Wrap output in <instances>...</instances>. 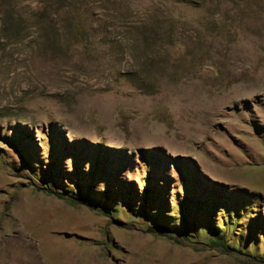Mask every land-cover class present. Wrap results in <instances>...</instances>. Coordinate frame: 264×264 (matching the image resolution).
Returning <instances> with one entry per match:
<instances>
[{"label":"rangeland","instance_id":"1","mask_svg":"<svg viewBox=\"0 0 264 264\" xmlns=\"http://www.w3.org/2000/svg\"><path fill=\"white\" fill-rule=\"evenodd\" d=\"M258 214L264 0H0V264H264Z\"/></svg>","mask_w":264,"mask_h":264},{"label":"trees","instance_id":"2","mask_svg":"<svg viewBox=\"0 0 264 264\" xmlns=\"http://www.w3.org/2000/svg\"><path fill=\"white\" fill-rule=\"evenodd\" d=\"M230 201H232V198H229ZM248 201L250 203H248ZM240 204H238L236 206V208L232 207V204L227 203L226 205V216H225V220L227 222V225L224 224L222 226H225V229L227 230H231V228L229 229V227H232L234 225H236L235 227H238L239 225L242 224L241 221H244L245 219H247V216L250 215L252 213V211H254V204L250 201V200H243V202H239ZM211 206H213V210L210 211L209 208H207V212L211 215L214 216L213 214L215 213V211L217 210V204L216 203H212ZM249 226L247 228V230H245L246 235L245 234H240L239 236V243H243L244 246L243 247H250L251 250H254L256 252L258 246L260 244L264 245V216L261 214L256 215V217L254 218H250L249 216ZM234 220V221H233ZM208 222V229L210 230V232L214 235V237H216V240H212V242L214 243V245H216L217 247H220L222 249H224L225 252H229L230 250H232L231 247L228 246L227 244V239H226V235H220L218 230L216 229V226L211 225L213 224L212 222L209 225V221H205L204 219L202 220V224L201 225V232L207 233V231L209 232V230H207L206 228V223ZM156 229L158 230H162L166 232L165 228L163 227H157ZM167 229V228H166ZM241 229V228H239ZM237 230L238 233H240V230ZM212 230V231H211ZM215 230V231H213ZM226 230V231H227ZM196 231V230H195ZM167 233V232H166ZM196 233V232H195ZM180 236H183V238L185 239H191L187 234H182ZM248 244V246L246 245ZM251 244V246H250ZM262 263H264V261H262Z\"/></svg>","mask_w":264,"mask_h":264}]
</instances>
